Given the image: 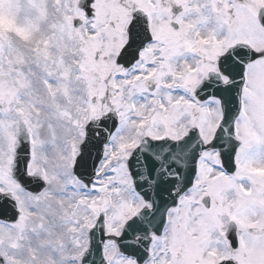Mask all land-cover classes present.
<instances>
[{
  "label": "snow or ice",
  "instance_id": "1",
  "mask_svg": "<svg viewBox=\"0 0 264 264\" xmlns=\"http://www.w3.org/2000/svg\"><path fill=\"white\" fill-rule=\"evenodd\" d=\"M0 264H264V0H0Z\"/></svg>",
  "mask_w": 264,
  "mask_h": 264
}]
</instances>
